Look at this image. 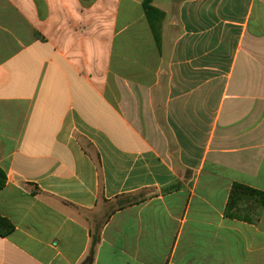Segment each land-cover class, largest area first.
Masks as SVG:
<instances>
[{"label": "crops", "instance_id": "obj_1", "mask_svg": "<svg viewBox=\"0 0 264 264\" xmlns=\"http://www.w3.org/2000/svg\"><path fill=\"white\" fill-rule=\"evenodd\" d=\"M144 2L0 0V264H264V0Z\"/></svg>", "mask_w": 264, "mask_h": 264}, {"label": "trees", "instance_id": "obj_2", "mask_svg": "<svg viewBox=\"0 0 264 264\" xmlns=\"http://www.w3.org/2000/svg\"><path fill=\"white\" fill-rule=\"evenodd\" d=\"M151 0H145L144 7L147 11V15L150 16V13L153 8L150 6ZM249 203L252 206H249ZM242 207V208H240ZM264 207V192L253 189L249 186L235 183L231 189L229 201L226 207V213L228 216L234 218L247 219L249 214H245L249 208H263ZM0 222L6 224L7 221L0 218ZM8 229V228H7ZM9 227L8 231H10Z\"/></svg>", "mask_w": 264, "mask_h": 264}, {"label": "rangeland", "instance_id": "obj_3", "mask_svg": "<svg viewBox=\"0 0 264 264\" xmlns=\"http://www.w3.org/2000/svg\"><path fill=\"white\" fill-rule=\"evenodd\" d=\"M127 201H129V199H127V200H126V202H127ZM249 206H252V204H251V203H249ZM252 207H253V206H252ZM240 208H242V207H240Z\"/></svg>", "mask_w": 264, "mask_h": 264}]
</instances>
